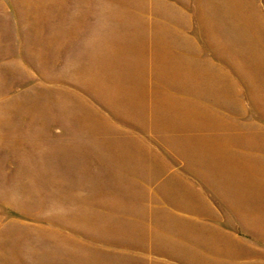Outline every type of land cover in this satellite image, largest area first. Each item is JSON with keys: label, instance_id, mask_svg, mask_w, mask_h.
Wrapping results in <instances>:
<instances>
[{"label": "rangeland", "instance_id": "1", "mask_svg": "<svg viewBox=\"0 0 264 264\" xmlns=\"http://www.w3.org/2000/svg\"><path fill=\"white\" fill-rule=\"evenodd\" d=\"M0 264H264V0H0Z\"/></svg>", "mask_w": 264, "mask_h": 264}]
</instances>
